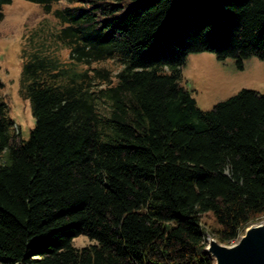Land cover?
Returning <instances> with one entry per match:
<instances>
[{"label": "trees", "instance_id": "16d2710c", "mask_svg": "<svg viewBox=\"0 0 264 264\" xmlns=\"http://www.w3.org/2000/svg\"><path fill=\"white\" fill-rule=\"evenodd\" d=\"M26 1L55 22L21 50L27 140L0 77V264H215L203 215L227 245L264 216V93L203 110L182 68L264 61V0Z\"/></svg>", "mask_w": 264, "mask_h": 264}, {"label": "rangeland", "instance_id": "374dc122", "mask_svg": "<svg viewBox=\"0 0 264 264\" xmlns=\"http://www.w3.org/2000/svg\"><path fill=\"white\" fill-rule=\"evenodd\" d=\"M66 0L59 6H65ZM4 19L0 23V77L4 83L3 98L9 107V114L14 120V134L17 141L27 140L34 127L35 118L30 101L20 93L21 50L25 37L41 26L45 19L55 22L52 15L46 14L38 4L26 0H14L4 6ZM68 51L62 52V58H67ZM94 67L106 66L117 72L120 65L116 60H107L92 64ZM84 69V68H83ZM182 84L189 89L203 110L212 109L218 102L224 101L242 89H251L264 93V61L257 56H251L243 61L240 67L237 60L229 57L221 60L211 52L191 53L182 68ZM203 225L207 230V241L213 225L211 214L203 215ZM264 223V216L250 222L243 228L253 224ZM240 235V236H241ZM73 244L84 247L90 244V239L81 235L75 237Z\"/></svg>", "mask_w": 264, "mask_h": 264}, {"label": "water", "instance_id": "95a60500", "mask_svg": "<svg viewBox=\"0 0 264 264\" xmlns=\"http://www.w3.org/2000/svg\"><path fill=\"white\" fill-rule=\"evenodd\" d=\"M206 250L215 264H264V224H253L230 245L211 237Z\"/></svg>", "mask_w": 264, "mask_h": 264}, {"label": "bare ground", "instance_id": "6f19581e", "mask_svg": "<svg viewBox=\"0 0 264 264\" xmlns=\"http://www.w3.org/2000/svg\"><path fill=\"white\" fill-rule=\"evenodd\" d=\"M262 224H264V223H262Z\"/></svg>", "mask_w": 264, "mask_h": 264}, {"label": "built area", "instance_id": "2783aa9c", "mask_svg": "<svg viewBox=\"0 0 264 264\" xmlns=\"http://www.w3.org/2000/svg\"><path fill=\"white\" fill-rule=\"evenodd\" d=\"M234 243V242H233Z\"/></svg>", "mask_w": 264, "mask_h": 264}]
</instances>
